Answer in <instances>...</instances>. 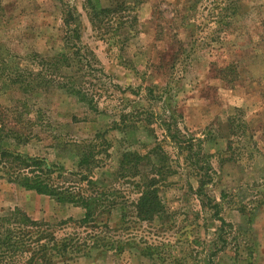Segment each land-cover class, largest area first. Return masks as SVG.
Here are the masks:
<instances>
[{
    "label": "rangeland",
    "instance_id": "obj_1",
    "mask_svg": "<svg viewBox=\"0 0 264 264\" xmlns=\"http://www.w3.org/2000/svg\"><path fill=\"white\" fill-rule=\"evenodd\" d=\"M85 1L0 0V151L45 160L50 185L97 197L95 213L80 224L84 207L3 168L0 217L46 224L52 264H264V0H126L100 29ZM127 152L144 157L137 175ZM149 179L162 209L143 219Z\"/></svg>",
    "mask_w": 264,
    "mask_h": 264
},
{
    "label": "trees",
    "instance_id": "obj_2",
    "mask_svg": "<svg viewBox=\"0 0 264 264\" xmlns=\"http://www.w3.org/2000/svg\"><path fill=\"white\" fill-rule=\"evenodd\" d=\"M114 9L110 7L109 9H100L96 10L97 5L93 2V0L85 1V8L88 10V14L90 15V21L92 25L96 29H100V18L96 16H103L105 22L113 19L111 16L120 11L121 8H125L124 6L128 3L126 0H115ZM96 14V15H95ZM116 21V18L113 19ZM110 22V21H109ZM108 22V23H109ZM63 26L69 32H73L72 36L79 42L80 41V29L75 25L70 29L71 23L69 19L63 18ZM70 29V30H69ZM66 39L65 37H63ZM75 45V44H74ZM70 49V48H69ZM68 49V51H69ZM34 56L38 54L33 53ZM79 54V50L77 48L71 49V52L63 57L69 59V55H72L70 58L74 59L78 64L77 56ZM76 55V56H75ZM79 57V56H78ZM66 60V59H65ZM70 60V59H69ZM79 60V59H78ZM70 65L69 62H67ZM1 65V64H0ZM5 65V64H4ZM10 78L15 77L17 80L19 79L17 75L13 72L9 73ZM15 80V81H17ZM14 81V80H13ZM70 89V94L77 95L79 99L84 100L85 96L82 93V88L79 86H74ZM76 88V89H75ZM80 88V89H79ZM27 90V89H25ZM1 128V127H0ZM187 148V147H186ZM189 150H186V154L191 153V145H188ZM90 151V150H89ZM86 151V152H89ZM86 154L81 156V160L78 164L79 167L84 166V158ZM132 157V158H129ZM143 156L135 152H127L124 153L121 157L120 167H125L128 169L130 167L129 162L134 161V167L132 170V175H137V165L143 159ZM127 159L128 162H127ZM4 161L0 168V177L4 176L5 170H10L11 168L15 169L16 173L14 175L17 177L19 175V185L28 190H33L38 194L49 195L50 197H55L59 201L70 202L76 205H81L85 208V218L82 220L83 224L88 219H90L95 213L96 207L98 205V198L92 196L82 197L81 193L73 194L68 192L67 188H60V191H57L50 185V179L46 175H49L52 172V165H49L45 160L38 158H29L20 154H15L14 152H10L7 150L0 151V161ZM6 163L12 164L11 167H6ZM127 162V163H126ZM15 164V165H14ZM90 165L85 166L87 171H90L91 168L95 167V164L87 163ZM15 166V167H14ZM97 167V165H96ZM58 169H62L59 167ZM1 172H3L1 174ZM10 181V180H9ZM156 182L154 179H149L145 182H142L139 185L138 197L135 201V212L137 216L145 219H152L157 215L159 211L162 209V205L160 199L158 198V189L156 187ZM79 224V223H78ZM46 224L42 222H37L28 216L25 212L20 209H14L9 213L0 217V263L2 264H52V255L57 253V245H55L52 240L54 238L53 235L45 233L46 232ZM54 234V233H53ZM46 237H50L49 240H46ZM61 241V242H58ZM57 243H61V251L65 249V246H73V238L70 235L62 236L59 238ZM50 246V247H48ZM30 249V254L28 255V259L25 260L24 253L28 252ZM59 256V255H58ZM6 260H8L6 262Z\"/></svg>",
    "mask_w": 264,
    "mask_h": 264
}]
</instances>
